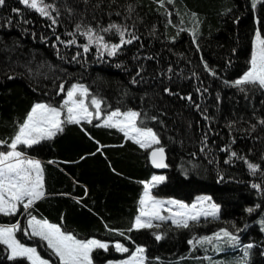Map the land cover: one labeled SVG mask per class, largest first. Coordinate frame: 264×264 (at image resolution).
<instances>
[{
    "label": "trees",
    "instance_id": "trees-1",
    "mask_svg": "<svg viewBox=\"0 0 264 264\" xmlns=\"http://www.w3.org/2000/svg\"><path fill=\"white\" fill-rule=\"evenodd\" d=\"M44 3L53 6L48 11L55 23L20 0H5L0 6V141L11 142L35 104L60 109L73 84L88 88L92 110V97L103 103L100 118L94 116L92 123H65L51 140L19 147L43 168L46 195L31 215L77 239L108 243L107 251H93L94 264L125 260L137 247L144 249L145 264H264V89L245 84L241 91L234 86L250 68L255 32L264 37V4ZM112 24L127 29L123 39L132 43L115 55L98 43L88 44L84 33L89 29L103 36L104 43L119 44L115 29L103 31ZM115 110L140 112L139 126L151 128L167 154L166 178L153 188V196L192 203L208 195L220 208L218 218L191 222L188 228L162 222L129 231L139 214L142 182L157 173L150 164L151 149L101 125ZM8 150L0 146V151ZM249 163L258 166L255 173ZM27 218L25 213L21 219L19 214H0V225L19 221L23 229ZM221 230L238 236L239 243L215 240ZM206 237L213 238L212 243H197ZM17 238L36 246L45 260L60 264L39 237L21 230ZM116 243L128 251H117ZM7 256L0 245V264H30Z\"/></svg>",
    "mask_w": 264,
    "mask_h": 264
},
{
    "label": "snow or ice",
    "instance_id": "snow-or-ice-1",
    "mask_svg": "<svg viewBox=\"0 0 264 264\" xmlns=\"http://www.w3.org/2000/svg\"><path fill=\"white\" fill-rule=\"evenodd\" d=\"M163 4V0H160ZM20 3L29 9L37 11L41 16H46L55 19L48 11L53 8L52 5L44 3V0H20ZM252 7L257 4H264V0H251ZM5 4V0H0V6ZM54 10V8H53ZM14 11H19L14 9ZM115 29L120 36L119 44L109 45L104 43L103 36H96L91 29L84 33L87 36L88 44L98 43L99 46L107 51L109 55H115L118 49L124 44L132 43V39H123L127 29L121 30L119 25H109L103 29L108 32ZM79 30V25L77 26ZM75 43V41H73ZM84 51H88V45L84 46ZM251 67L244 75L234 81V86L239 87L243 91V85L252 84L258 85L264 89V37L257 31L255 33V49L252 53ZM207 67V65H205ZM215 75V73H213ZM59 92H65L64 86L61 85ZM67 99L63 101L62 108L66 109V118L61 119L62 111L59 108L52 107L48 104L37 103L27 114L24 122L18 125L17 131L11 138V142L0 141V146H7L8 151H0V214L5 216H14L20 209L23 208L27 214V221L23 229L19 221L15 224L3 226L0 225V245L4 246V251L7 252V258L15 261L24 259L30 264H50V261L43 259L36 248L22 244L17 238L16 233L23 230L25 235L31 237H39L40 240L46 242V246L51 250L52 254L58 258L60 264H93L92 253L96 249L108 250L109 244L98 239L80 240L71 233L64 232L59 225L52 224L46 219H38L31 215V209L35 203L45 198L43 168L39 160L27 158L23 151L18 150L21 145L31 147L39 144L43 140H51L58 132H63L65 123L80 124L81 121L92 123V118L95 116L99 119L101 116V105L103 101L92 97L90 104L93 106V111H89V105L85 101L89 98V90L81 84H73L66 92ZM79 97V98H78ZM141 113L138 111L121 112L119 110L112 111L103 121V126L108 128H116L124 134L126 139L138 144L142 149H152L150 153V162L156 168H166L168 165L165 161V151L163 147H155L160 144V139L157 134L147 127H141L143 121L140 120ZM139 122V123H138ZM264 123V121H261ZM100 126V125H97ZM236 153H232L235 156ZM249 169L253 173L258 166L248 164ZM164 180L163 176H153L151 181L144 183L143 198L139 201V214L135 217L131 230H140L144 228L159 227L154 225V221L171 222L176 227H189V221L197 222L201 216L217 217L219 206L211 203V197H199L197 202L192 205L184 204L180 201L169 200L161 201L155 199L151 195V189ZM258 187V185H253ZM207 203V208L203 205ZM175 206L177 211L173 212L171 208L167 211L171 215H163L165 211L164 205ZM201 205L198 209L197 205ZM252 212L253 209H248ZM264 224V221H261ZM264 231V228H262ZM124 235L123 232L120 233ZM155 238L160 240L162 237L156 235ZM227 238L228 243L237 244L239 238L227 230H221L215 234L214 239L223 241ZM213 238L206 237L197 243H212ZM191 243V241H190ZM119 252H127L128 249L121 243L114 245ZM252 247L251 244L246 246L247 249ZM144 249L137 247L136 254L131 261H124L123 264H143ZM246 264V261L244 262Z\"/></svg>",
    "mask_w": 264,
    "mask_h": 264
},
{
    "label": "rangeland",
    "instance_id": "rangeland-1",
    "mask_svg": "<svg viewBox=\"0 0 264 264\" xmlns=\"http://www.w3.org/2000/svg\"><path fill=\"white\" fill-rule=\"evenodd\" d=\"M257 31L260 32V30H257ZM257 31H256V32H257ZM256 32H255V33H256ZM254 49H255V35H254V38H253L252 53H253ZM251 57H252V54H251ZM250 61H251V59H250ZM250 67H251V65H250ZM81 85H83V84H81ZM84 86H85V85H84ZM78 98H79V97H78ZM65 99H67V96H66ZM65 99H64V100H65ZM85 103L89 105V100L87 99V100L85 101ZM60 109H61V111H62L61 119H65V118H66V109H65V108H62V107H60ZM89 111H93V110L90 108V105H89ZM110 113H111V112H110ZM110 113L106 114V115L104 116V118H102L101 125H103V121L106 119L107 115H109ZM64 116H65V117H64ZM93 119H94V116H93L92 120H93ZM82 122H87V121H83V120H82L81 123H82ZM155 147H158V145H154V146H153V148H155ZM154 176H163V177H164V180H165V178H166L165 174H161V173H157V174H155ZM164 180H163V181H164ZM163 181H162V182H163ZM162 182H160V183H162ZM160 183H159V184H160ZM157 185H158V184H157ZM154 187H155V186H154ZM154 187H153V188H154ZM153 188L151 189V195H152V196H153V193H152ZM153 197H154L155 199H157V200H161V201H169V200L180 201V200H176V199H161V198H156L155 196H153ZM199 197H210V196H208V195H199L198 197L195 198V200H194L192 203H186V202H184V201H180V202H182V203H184V204H187V205H192L193 203H196V202H197V198H199ZM211 203H215V202L213 201L212 198H211ZM216 205H217V204H216ZM200 207H201V205L198 204V205H197V208L199 209ZM203 207H204V208H207V203H205V204L203 205ZM164 208H165V211H163L162 214L165 215V216H167V215H171V213L167 211L168 208H171L173 212H175V211L178 210V209H176L175 206L168 205V204H165V205H164ZM22 211H23V209L21 208V209H20V212H18V213L16 214V215L19 214V218H20V219L22 218V216H23V214H24V211H23V212H22ZM219 214H220V208H219V213H218V216H217V217L213 218V217H204V216H201L199 220H201V219H206V218H213V219H216V218L219 217ZM162 222H170V223H172L171 220H166V221H154L153 223H154V225H156V224L160 225V223H162ZM191 222H193V221H189V224H190ZM172 224H173V223H172ZM3 226H8V225H3ZM16 238H17V233H16ZM17 239H18V238H17ZM224 240H227V238H224ZM24 245L29 246V247H34V248H36L37 253L40 255V253H39V251H38V249H37L36 246H34V245H29V244H24ZM135 254H136V250H135V252H134L129 258H127V259H125V260H120V261H109V262H107V263H105V264H123L124 261H131V260L133 259V257L135 256ZM40 256H41V255H40ZM41 257H42V256H41ZM42 258H43V257H42ZM43 259H44V258H43ZM50 264H52V263L50 262ZM93 264H94V263H93ZM137 264H138V260H137ZM143 264H145V256H144V253H143Z\"/></svg>",
    "mask_w": 264,
    "mask_h": 264
},
{
    "label": "water",
    "instance_id": "water-1",
    "mask_svg": "<svg viewBox=\"0 0 264 264\" xmlns=\"http://www.w3.org/2000/svg\"><path fill=\"white\" fill-rule=\"evenodd\" d=\"M152 151V150H151ZM151 151H150V153H151ZM165 151V150H164ZM149 160H150V154H149ZM166 164H167V154H166V152H165V161H164ZM150 164H151V162H150ZM168 165V164H167ZM151 166H152V168L155 170V172L156 173H161V174H164L166 171H167V169H168V166L166 167V168H156L155 166H153L152 164H151Z\"/></svg>",
    "mask_w": 264,
    "mask_h": 264
},
{
    "label": "crops",
    "instance_id": "crops-1",
    "mask_svg": "<svg viewBox=\"0 0 264 264\" xmlns=\"http://www.w3.org/2000/svg\"><path fill=\"white\" fill-rule=\"evenodd\" d=\"M154 176V175H153ZM152 179V178H151ZM151 181V180H150ZM143 194H144V192H143ZM143 198V195H142V197H141V199Z\"/></svg>",
    "mask_w": 264,
    "mask_h": 264
}]
</instances>
